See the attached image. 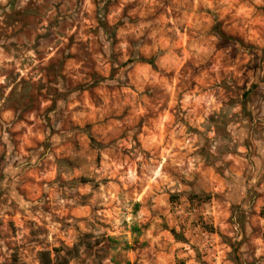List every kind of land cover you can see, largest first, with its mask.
<instances>
[{"label":"rangeland","instance_id":"1","mask_svg":"<svg viewBox=\"0 0 264 264\" xmlns=\"http://www.w3.org/2000/svg\"><path fill=\"white\" fill-rule=\"evenodd\" d=\"M0 264H264V0H0Z\"/></svg>","mask_w":264,"mask_h":264},{"label":"trees","instance_id":"2","mask_svg":"<svg viewBox=\"0 0 264 264\" xmlns=\"http://www.w3.org/2000/svg\"><path fill=\"white\" fill-rule=\"evenodd\" d=\"M43 255H44V253H43Z\"/></svg>","mask_w":264,"mask_h":264}]
</instances>
